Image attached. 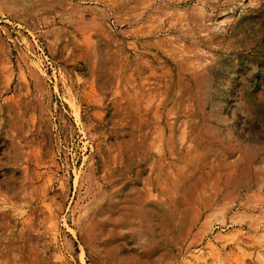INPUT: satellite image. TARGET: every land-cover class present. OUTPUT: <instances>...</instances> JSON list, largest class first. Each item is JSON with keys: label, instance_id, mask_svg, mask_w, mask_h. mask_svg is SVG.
<instances>
[{"label": "rangeland", "instance_id": "obj_1", "mask_svg": "<svg viewBox=\"0 0 264 264\" xmlns=\"http://www.w3.org/2000/svg\"><path fill=\"white\" fill-rule=\"evenodd\" d=\"M0 92V264H264V0H0Z\"/></svg>", "mask_w": 264, "mask_h": 264}, {"label": "bare ground", "instance_id": "obj_2", "mask_svg": "<svg viewBox=\"0 0 264 264\" xmlns=\"http://www.w3.org/2000/svg\"><path fill=\"white\" fill-rule=\"evenodd\" d=\"M0 98H1V92H0ZM2 114V109L0 108V115ZM1 120V119H0ZM3 123L4 122H2V121H0V130H1V126L3 125ZM94 134V133H93ZM0 136H1V133H0ZM4 136H8V137H10V136H14L13 135V132H11L10 131V129H7V131L5 132V134L3 135V136H1L2 138L4 137ZM6 139V138H5ZM20 147V146H19ZM18 150H19V148H18ZM2 155H4V157H7V161L8 162H10L9 164H12V165H16V160L13 158V157H9V155H10V151H3L2 153H1ZM8 162L6 163V164H8ZM4 162H1V164H5ZM0 164V165H1Z\"/></svg>", "mask_w": 264, "mask_h": 264}]
</instances>
